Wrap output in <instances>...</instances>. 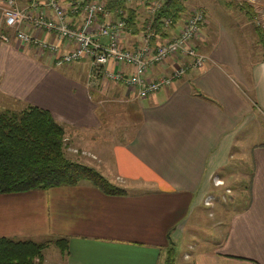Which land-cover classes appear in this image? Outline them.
Returning a JSON list of instances; mask_svg holds the SVG:
<instances>
[{
	"label": "crops",
	"instance_id": "1",
	"mask_svg": "<svg viewBox=\"0 0 264 264\" xmlns=\"http://www.w3.org/2000/svg\"><path fill=\"white\" fill-rule=\"evenodd\" d=\"M243 2L255 16L249 21L236 3L234 33L220 21L207 20L206 8L194 4L205 13L194 45L207 62L143 99L119 83L106 87L99 81L88 88L85 61L62 67L14 41L0 42V111L26 105L47 110L64 127V143L72 144L71 151L81 150L65 155L100 165L104 176L109 168L107 175L126 191L106 195L81 182L2 193L0 236L65 237L66 253L48 261L47 246L44 264H162L170 244L185 234L202 233V242L182 251V264H264V141L250 148L249 134H243L250 125L264 130V0L254 6L251 0ZM145 19L138 8L136 24L123 31L124 46L138 43ZM183 20L155 32L153 41L174 35ZM182 61L171 59L149 73L168 74ZM109 105L124 120L107 130ZM237 156H246L251 166L249 201L225 216L208 214L203 199ZM204 217L214 218L204 222Z\"/></svg>",
	"mask_w": 264,
	"mask_h": 264
},
{
	"label": "built area",
	"instance_id": "2",
	"mask_svg": "<svg viewBox=\"0 0 264 264\" xmlns=\"http://www.w3.org/2000/svg\"><path fill=\"white\" fill-rule=\"evenodd\" d=\"M125 7L142 6L146 12L144 29L134 47L122 43L125 29ZM0 0V42H16L31 49L37 57L50 56L55 63L85 61L87 76L105 83H119L137 99L169 86L187 69H198L208 60L194 45L204 13L192 7L174 35L152 41L153 17L163 0ZM133 5V6H131ZM165 29L170 20L163 19ZM44 33L50 39L38 35ZM183 61L168 74H150L152 66L175 58ZM119 65L128 67L127 72ZM117 68L114 70L113 67ZM206 202V201H205ZM204 204V203H203ZM204 205H208L205 203ZM209 206V205H208Z\"/></svg>",
	"mask_w": 264,
	"mask_h": 264
},
{
	"label": "trees",
	"instance_id": "3",
	"mask_svg": "<svg viewBox=\"0 0 264 264\" xmlns=\"http://www.w3.org/2000/svg\"><path fill=\"white\" fill-rule=\"evenodd\" d=\"M110 3L108 8L117 5L125 9L126 25L136 24L135 9L123 6V2ZM237 8L249 21L255 16L254 9L246 2H241ZM184 11L180 0H163L153 17V34L164 29L163 19H169L172 27ZM64 134L63 127L40 107L26 105L19 110L0 111V194L74 186L81 182H87L106 195L126 194L122 187L110 183L92 167L69 159L64 154ZM249 182L250 176L248 186ZM49 245H54L62 255L67 251L65 237L34 241L0 236V264H44L42 252ZM162 264H174L172 244L165 251Z\"/></svg>",
	"mask_w": 264,
	"mask_h": 264
},
{
	"label": "rangeland",
	"instance_id": "4",
	"mask_svg": "<svg viewBox=\"0 0 264 264\" xmlns=\"http://www.w3.org/2000/svg\"><path fill=\"white\" fill-rule=\"evenodd\" d=\"M181 1V7L184 6L185 7V11L183 13V15H188V13L191 11L192 6L195 5H199L202 6L204 8H206L205 10H207L208 14H207V20L208 18H212L213 21H215L216 23H219L218 21L221 22L222 25H224L231 33H234L238 22L232 17V13L235 14L236 13V3L237 5H239L241 2H243V0H180ZM253 2L252 5L254 6V3L257 0H251ZM195 4V5H194ZM133 6V5H131ZM137 7V6H136ZM128 8H132L129 7ZM138 8L140 9V17L143 18L146 15V12H144V9L142 6H138ZM138 8L135 9L136 13L138 14ZM182 15V16H183ZM205 16V13H204ZM182 18H186L185 16ZM236 23V24H235ZM72 64V63H71ZM60 65H62V67H67L70 64H62L60 63ZM82 69H84V67L82 66ZM80 70V69H78ZM86 70V67H85ZM87 73V72H86ZM83 74V73H82ZM86 75V74H85ZM84 75V77H85ZM86 85L88 86V88L94 86V83H98L100 81L99 85H104V86H109V83H104L101 80H93L91 78H89L86 75ZM96 81V82H95ZM98 101H103L102 99H98ZM109 108H112L111 112L109 114H105V129L109 130L111 129L112 125H120L122 120H124L121 117H118L116 115V111H113V109H115V107H112L111 105H109ZM120 116L121 113H120ZM60 124V123H59ZM61 125V124H60ZM62 126V125H61ZM252 128L253 126L250 125ZM63 127V126H62ZM251 127L247 128L246 130L243 131V134H249V139L247 141L248 146L257 144V143H261L264 141V130L261 129H252ZM64 129V127H63ZM111 132V131H110ZM65 136V134H64ZM72 149V144L70 145L69 143H67V141H65L64 143V154L67 151H70V153H74V154H79L80 153V149ZM238 150V148H234V150ZM236 150V151H237ZM239 153L242 154H247L244 151H240L238 150ZM238 154V153H237ZM91 157V156H90ZM241 157V158H240ZM248 158L246 156H237L234 157L230 160L229 165L227 167V170H225L222 173V180L220 182V184L217 187H212V189L210 190V193L207 194L204 199H203V203H207L210 208H208V214L211 213L212 211L215 212L217 211V215L220 214L221 216H225L226 213H230L233 211H237L243 208L244 204L249 200V196H248V174L250 173L251 170V166L249 161L247 160ZM90 165V167H92L93 169H95L97 172H99L102 176H104L98 169H100V165L92 163V164H88ZM106 168H108L107 165H104ZM107 170L105 172V178L112 184L118 185L119 187H124L125 185H120V184H116L114 182V179L112 177V175H107L109 173V168L105 169ZM215 181V179L212 180ZM206 201V202H205ZM208 205H204L206 207H208ZM193 215H195V212H193L190 216V219L193 217ZM215 216V213H214ZM207 218H212V217H207ZM207 218L204 217V222L207 221ZM214 218V217H213ZM212 218V219H213ZM190 227V222H188L186 224V232H188ZM196 229H199L198 227H194ZM58 237L61 236H57L53 239H56ZM190 237L193 240H190ZM207 239V238H206ZM48 240H52V239H48ZM204 240V235L202 233H193L191 236H188L187 234H185V236L181 237L180 239L176 240L174 242V264H182L183 260H182V251L183 250H187V245L188 244H193L196 245L199 244L200 242H202ZM205 246L207 247V241L205 242ZM192 248V247H191ZM58 249L54 246V245H50L48 246L47 249L44 250V255L46 257V259L49 261L52 258H56V255L58 254Z\"/></svg>",
	"mask_w": 264,
	"mask_h": 264
}]
</instances>
